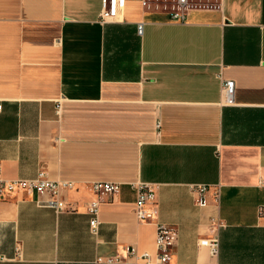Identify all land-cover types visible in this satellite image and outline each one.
<instances>
[{
    "label": "crops",
    "instance_id": "crops-1",
    "mask_svg": "<svg viewBox=\"0 0 264 264\" xmlns=\"http://www.w3.org/2000/svg\"><path fill=\"white\" fill-rule=\"evenodd\" d=\"M119 1L0 0V172L71 184L53 199L72 208L0 200V264H142L124 248L154 257L156 223L177 234L168 264H264V0H187L182 23L175 0ZM93 182L121 185L96 234Z\"/></svg>",
    "mask_w": 264,
    "mask_h": 264
},
{
    "label": "built area",
    "instance_id": "built-area-1",
    "mask_svg": "<svg viewBox=\"0 0 264 264\" xmlns=\"http://www.w3.org/2000/svg\"><path fill=\"white\" fill-rule=\"evenodd\" d=\"M112 6H118L119 0H103V5L106 3ZM176 10L170 13V21L172 22H184L186 19V9L189 6L187 0H175ZM142 27L138 26L137 33L140 35ZM234 83L233 81H222L221 91L224 98L228 101L233 95ZM1 109V105H0ZM71 188V184L58 183L46 180L43 174L37 175L32 179H16L7 180L0 172V200H4L8 195H32V194H46L51 197L47 202V206L52 208L56 212L72 210V208L64 203L53 199L58 195L60 189ZM91 191L96 195V200L91 201L86 206V213L89 216V229L92 234H96L99 229V208L100 205L112 199L121 189V185L112 182H93L90 185ZM131 190L135 194V211L136 217L139 222H151L155 219L156 211L155 206V193L152 185L147 183H134L130 185ZM210 187L201 184H194L189 186L191 193L204 195ZM213 195L216 201L220 199V189L214 188ZM259 214L264 215V208L259 209ZM211 233L212 237L202 241V244L207 246L212 255L217 252L218 240L216 238L215 231L221 227V222L216 219L211 221ZM177 234L171 227L156 223L155 234V254L151 257L149 254L143 253L137 255L134 248L125 247L124 252L127 256L135 261H141L142 264H168L171 256L173 255L174 247L176 245ZM110 262V261H109Z\"/></svg>",
    "mask_w": 264,
    "mask_h": 264
}]
</instances>
